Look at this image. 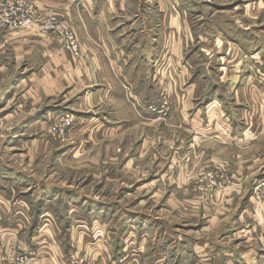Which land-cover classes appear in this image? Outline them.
<instances>
[{"label": "rangeland", "instance_id": "obj_1", "mask_svg": "<svg viewBox=\"0 0 264 264\" xmlns=\"http://www.w3.org/2000/svg\"><path fill=\"white\" fill-rule=\"evenodd\" d=\"M90 1H93L95 6ZM115 1L118 4L115 8H111L109 21L113 25L112 28L116 27L112 30V33L116 35L113 36L116 43H123L120 41L123 36L119 28L123 25L132 27L126 37L131 38L132 42L138 45L141 44L143 61H145L143 55L147 54L148 58L149 54L151 61L164 60L169 65L172 63L171 58H175L174 54L178 55L183 51L184 63L190 59L197 61L196 65L192 60L190 63L187 62L188 65L194 66L192 70H195L193 72L195 77H203L204 73L207 75L212 72L213 74V70L207 69L213 59L208 57L210 56L208 49H212L210 40L216 36L208 35L207 32L220 29L218 26L223 23L228 25L235 23L242 30L248 28L250 33L261 38V44L264 45V0H182L179 5L191 13L193 27L191 34L187 35L182 42L178 38L176 43L179 48L175 47L174 50L170 45L173 36L165 30L169 26V19L162 0H125L124 7L119 5L120 0ZM71 2L79 13L74 10L75 8L68 6L74 11V13L71 11L69 15L67 9L62 7L66 12L57 11L58 15L56 13L53 17L58 21V25L48 32L51 35H58L55 41L61 46V52H70L71 59L77 62L83 71L92 68L93 60L96 58L103 69L105 81L109 79L112 86H119L104 62L107 52L101 42L103 39L106 40V30L99 26V31L94 33L88 31L89 34L84 22L83 13L91 4L97 16V23L102 21L97 9L104 1L71 0ZM250 6L258 7L257 13L252 16L246 14ZM68 24L76 44V47L71 49L74 52L66 49L68 36L71 34ZM48 26L50 22L44 23L43 27L41 25V32L45 33ZM201 37L204 38V43ZM132 44L128 43L127 46L130 47ZM23 68L13 66L5 75L0 76V188H4L2 181L6 179L8 173L20 172L31 179L26 195L35 209L50 205L62 210L69 203L68 199L72 198L71 202L81 201L83 207L89 202L111 204L119 209L120 215L156 219L158 225L152 226L154 233L167 229L177 233L176 237L191 239L189 243L185 242L188 255L186 257L188 264H193V261L197 264V257L191 250L200 241L211 242L218 239L219 231H223L224 227L232 222L237 204V197L232 194L239 189L237 188L239 185L244 198L238 213L244 211L245 217L242 219V226H236L240 231L234 233L236 238L233 234L232 241L240 240L236 245L241 243L239 245L241 248L253 244L255 237L259 242H264V160H258L261 148L264 147V137L260 139L258 147L252 153H239L235 148L222 147L220 150L215 144L196 143L191 133L175 125L177 121L172 119L174 115L171 91L162 83L159 85V102L145 105L149 116L126 113L122 102L111 99V91L109 95L103 94L101 88L94 92L92 99L88 96L89 92H77L78 90L74 87L71 88L74 90V95H71L72 92L68 88L59 96L49 97L38 93L37 97V92H31V85L37 90V85H34V82H37L31 81V85L28 89L26 88L28 99H21L19 95L22 89L16 88L11 83L18 74L27 72L28 69ZM62 68L68 69V66ZM212 68L217 71V67ZM164 70L159 67V77L161 73H165ZM179 78L181 79V76ZM177 86L181 88V92L186 91L187 85L178 84ZM195 90L194 88L191 98L204 97L207 91L211 90V83L201 82ZM3 96L6 98L2 99ZM179 96L188 98L186 93ZM12 98L17 103V110L14 111L12 107L5 106L6 102L12 103ZM78 99L83 104L81 110L84 112L90 114L104 112L116 116L119 128L115 134L102 139L97 138L91 142L92 138L90 139L89 135L77 133L79 127L84 126L85 122L80 124L77 114L65 109L54 113L53 118L48 119L49 124L45 126V129L43 128V131L33 130L32 132V130L19 128L22 122L28 119L30 121L37 114L39 115L38 111L42 117L47 116L51 114L53 106L74 103ZM241 100L239 103L233 102L232 117L236 118L240 114L243 122L262 123L264 109L259 107L258 118H255L254 112L258 108L254 107L252 119L249 115L251 109L245 108V96ZM87 101L89 105L86 107ZM2 106L4 108H1ZM134 107L139 106L134 103ZM9 111H13L10 116H3L4 112ZM207 114V118L210 119V113ZM63 118L66 119L64 133L53 134L51 128L61 124ZM36 132L40 134L41 139L45 140L44 142L37 144L33 140L35 138L33 134ZM261 136H264V133ZM218 152L222 154L218 155ZM239 155H241L240 159H238ZM246 157H250L251 161L246 163L241 160ZM208 160H214L216 163L213 161L209 163ZM185 167H187L185 172L180 173L181 168L183 171ZM174 172H177L178 176L175 177L177 180L172 182ZM247 177L248 181L258 178L251 186V190L250 186L249 189L244 186ZM51 194H54L53 198L46 202L48 199L46 196L51 197ZM216 194L221 195L220 204L216 203ZM248 200L251 201V205L247 204ZM238 201L240 203L239 198ZM185 208L188 210L186 211ZM93 228V239L101 238L103 230L97 226ZM131 241L126 242L130 244ZM168 243L165 242L161 244L162 246L157 245V250H161V253L162 251L170 252L166 250L169 248L173 250L171 252H175L174 245L171 246ZM77 245L80 247L79 241ZM201 253L207 264H217L213 261L214 255L211 256L203 251ZM123 256L124 253L121 257ZM19 258L25 264H28V261H30L29 264L32 262V258L28 255L15 251L12 261L18 263ZM139 258L137 256V260Z\"/></svg>", "mask_w": 264, "mask_h": 264}, {"label": "crops", "instance_id": "obj_2", "mask_svg": "<svg viewBox=\"0 0 264 264\" xmlns=\"http://www.w3.org/2000/svg\"><path fill=\"white\" fill-rule=\"evenodd\" d=\"M26 1L34 4L42 21L16 32L0 29V76L5 75L9 68L16 65L28 69L26 73L18 74L11 83L16 88L22 89L19 95L21 99H28L26 88L28 89L31 85V81L37 82H34L37 90L31 85V92H37V97L38 93L49 97L59 96L63 90L68 88L72 92L71 95H74V90L71 89L74 87L78 90L77 92H89L88 96L92 99L94 92L101 88V92L106 95H109L111 91L110 98L121 101L126 108V113L149 116L145 105L159 102V85L162 83L171 91L172 114L174 115L172 119L177 121L175 125L191 133L196 143L215 144L220 150L222 147L235 148L239 153H252L258 147V142L264 137L261 136L264 133V121L262 123L243 122L240 114L236 118L231 114L234 108L233 102L239 103L244 96L245 108L251 109L250 114L248 113L251 115L250 118L253 119L254 113V117L258 118L259 107L264 109V45L261 44V38L250 33L248 28L242 30L235 23L233 25L223 23L218 26L220 29L207 32L208 35L216 36L210 40L212 49H208L210 53L208 57L213 59L207 69L213 70V74L212 72L207 75L202 73L203 77H195L193 76L195 70H192L194 66L188 65L187 62L190 63L192 60L196 65L197 61L190 59L184 63L185 53L183 51L178 55L174 54L175 58H171L172 63L169 65L164 60L151 61L149 54L148 58L147 54L143 55L145 60L143 61L141 44L138 45L132 42L131 38L126 37L132 27L121 26L119 29L123 37L120 41L123 43H116L113 39L116 35L112 33L116 27L112 28L113 25L110 24L109 12L118 3L115 0H103L100 7L96 6L99 7L97 12L100 13L99 16L102 19L100 23H97V16L92 8L94 2L90 1L92 4L86 7L84 13L82 10L81 12L85 16L87 32L99 31V26L106 30V40L103 39L101 42L107 52L104 62L119 84V86H112L109 79L105 81L103 78V69L96 58L93 60L94 66L83 71L80 65L71 59L70 52H61V46L55 41L57 34L51 35L48 30L45 33L41 32L40 26L43 27L44 23H48L53 16H56L58 10L66 12L67 9L69 15L71 11L74 13L70 8H75L71 0ZM124 1L120 0L121 7H124ZM162 2L169 19V26L165 30L173 36L170 45L174 50L175 47L179 48L176 43L178 38L182 42L192 32L191 13L188 9L180 7L179 3H182V0H162ZM256 10L258 7L250 6L246 14L252 16L257 13ZM67 19L71 21L70 18L67 17ZM201 38L204 43V38ZM128 43L133 44L128 47ZM250 56L254 58H247ZM58 65L61 66L58 67ZM67 66L68 69L62 68ZM213 66L217 67V71L212 68ZM159 67L165 69L161 77L158 76ZM201 82L211 83V90L207 91L204 97L191 98L193 89L197 90ZM178 84L187 85L186 91L181 92ZM185 93L188 95L187 99L179 96ZM3 98L6 97L3 96ZM11 101V104L10 101L6 102L5 106L12 107L13 111L17 110L16 100L12 98ZM134 103L139 107L135 108ZM88 105L89 101L86 102V107ZM82 106L81 100L78 99L74 103L53 106L51 114L47 116L42 117L38 111L39 115L37 114L34 119L31 117L30 121L28 119L22 122L19 128L32 130V132L33 130L43 131L49 124L48 119H52L58 110L65 109L75 112L80 118V124L85 122L84 126L79 127L77 133L89 135V138H92L91 142L94 139H102L115 134L119 128L116 116L104 112L90 114L82 111ZM254 107L258 108L255 112ZM13 111L4 112L3 116L8 117ZM208 112L210 119L207 118ZM38 132L33 134L35 136L33 140L40 144L45 140L41 139ZM217 154L221 155L222 152ZM258 158V160H264V147L261 148ZM241 160L246 163L251 161L250 157ZM252 160L254 161V158ZM212 161L216 163L214 160H208L209 163H213ZM186 169L187 167L182 171L181 168L180 173H184ZM177 176L178 173L174 172L172 182L177 180L175 178ZM29 180L31 181L30 177L17 172L8 173L6 179L2 181L4 188H0V264H8L15 251L31 257V264H188L186 243H189L191 239L176 237L177 233L167 231V229L154 233L152 226L158 225L156 219L120 215L119 209L111 204L89 202L83 207L81 201L71 202L72 198L68 199L69 203L62 210L50 205L35 209L26 195ZM256 180L252 178L248 181L247 177L244 186L248 189L250 186L251 190ZM10 187H14L15 190ZM240 187L238 185L239 189L232 194L237 197L232 222L226 225L223 231H219L218 239L211 242L200 241L194 245V252L191 250L197 257V264H207L201 256V251L211 256L214 255L213 261L217 264H264V242H259L255 237L253 244L241 248L239 246L241 243L236 245L240 240L232 241V238H236L234 233L240 231L236 226L241 227L242 219L245 217L244 211L238 213L244 198ZM51 195V197L46 196L48 198L46 202L53 198L54 194ZM43 200L45 201L44 197ZM85 201L88 202V200ZM168 201L170 207V199ZM216 203H221V195H217ZM247 204L251 205V201L248 200ZM93 226L103 230L101 238L93 239ZM127 240L132 241L127 244ZM78 241L80 247L77 245ZM165 242H169L171 246L174 245L175 252H171L173 250L169 248L166 250L170 252L158 251L156 246L159 244L162 246L161 244ZM188 248L190 249V246ZM123 253L124 256L121 257ZM137 256L140 257L138 260ZM193 264H196L195 261Z\"/></svg>", "mask_w": 264, "mask_h": 264}, {"label": "built area", "instance_id": "obj_3", "mask_svg": "<svg viewBox=\"0 0 264 264\" xmlns=\"http://www.w3.org/2000/svg\"><path fill=\"white\" fill-rule=\"evenodd\" d=\"M3 5V6H2ZM42 20L39 18V14L36 10L34 4L30 2H17L16 0H1L0 1V29H8L10 32L17 31L25 26L37 25L34 23H40ZM58 25V21L52 17L50 21V26L47 30H53ZM68 29L69 24H68ZM68 36L67 50L72 51V48L76 47L73 39V32ZM74 52V51H72ZM66 119L61 120V124H56L51 128L53 134H63V128L66 126ZM68 121V120H67ZM10 264H25L21 258H19L18 263H14L12 259L9 261ZM30 261H28L29 264ZM27 264V263H26Z\"/></svg>", "mask_w": 264, "mask_h": 264}, {"label": "bare ground", "instance_id": "obj_4", "mask_svg": "<svg viewBox=\"0 0 264 264\" xmlns=\"http://www.w3.org/2000/svg\"><path fill=\"white\" fill-rule=\"evenodd\" d=\"M17 2H28V1H26V0H18ZM31 3V2H30ZM32 4V3H31ZM51 21V20H50ZM49 21V22H50ZM34 24H36V23H34ZM32 26H34V25H29V26H25V27H23V28H21V29H19V30H22V29H26V28H28V27H32ZM5 30H8V29H5ZM57 39H58V35H57Z\"/></svg>", "mask_w": 264, "mask_h": 264}]
</instances>
